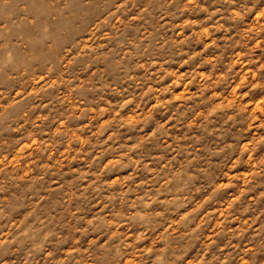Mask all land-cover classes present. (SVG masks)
<instances>
[{
  "label": "rangeland",
  "instance_id": "1",
  "mask_svg": "<svg viewBox=\"0 0 264 264\" xmlns=\"http://www.w3.org/2000/svg\"><path fill=\"white\" fill-rule=\"evenodd\" d=\"M0 264H264V0H0Z\"/></svg>",
  "mask_w": 264,
  "mask_h": 264
}]
</instances>
